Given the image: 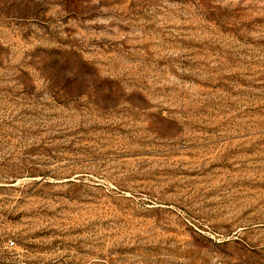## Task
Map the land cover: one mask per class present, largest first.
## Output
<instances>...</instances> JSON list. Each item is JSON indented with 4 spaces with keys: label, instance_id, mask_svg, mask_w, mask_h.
Returning <instances> with one entry per match:
<instances>
[{
    "label": "rangeland",
    "instance_id": "1",
    "mask_svg": "<svg viewBox=\"0 0 264 264\" xmlns=\"http://www.w3.org/2000/svg\"><path fill=\"white\" fill-rule=\"evenodd\" d=\"M0 264H264V0H0Z\"/></svg>",
    "mask_w": 264,
    "mask_h": 264
}]
</instances>
